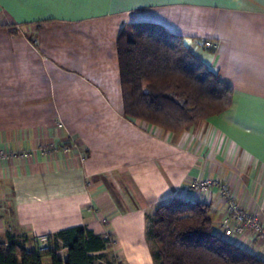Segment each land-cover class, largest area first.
Here are the masks:
<instances>
[{
  "label": "crops",
  "instance_id": "crops-1",
  "mask_svg": "<svg viewBox=\"0 0 264 264\" xmlns=\"http://www.w3.org/2000/svg\"><path fill=\"white\" fill-rule=\"evenodd\" d=\"M134 23L182 37L232 88L230 107L177 133L127 119L117 40ZM193 180L264 216V0H0V244L35 252L38 236L83 226L109 241L95 264H154L145 213L181 198L264 259Z\"/></svg>",
  "mask_w": 264,
  "mask_h": 264
},
{
  "label": "trees",
  "instance_id": "trees-1",
  "mask_svg": "<svg viewBox=\"0 0 264 264\" xmlns=\"http://www.w3.org/2000/svg\"><path fill=\"white\" fill-rule=\"evenodd\" d=\"M123 115L165 131L181 132L230 107L232 88L199 61L182 37L153 23L130 24L117 40ZM145 237L154 264H264L256 253L218 236L209 206L173 198L145 213ZM50 250L26 252L10 240L0 244V264H95L106 248L86 227L48 236ZM61 241L66 248L58 255Z\"/></svg>",
  "mask_w": 264,
  "mask_h": 264
},
{
  "label": "built area",
  "instance_id": "built-area-1",
  "mask_svg": "<svg viewBox=\"0 0 264 264\" xmlns=\"http://www.w3.org/2000/svg\"><path fill=\"white\" fill-rule=\"evenodd\" d=\"M204 45L205 47H210L212 44L209 41H205ZM210 188L218 190L221 200L226 206L225 215L221 219V226L234 236L249 235L255 246L264 247V216L252 214L236 203L226 184H218L209 180H193L190 184V189L193 191H207ZM36 245L37 253H44L50 250L48 236H38Z\"/></svg>",
  "mask_w": 264,
  "mask_h": 264
}]
</instances>
